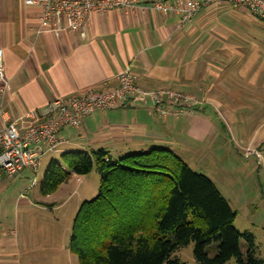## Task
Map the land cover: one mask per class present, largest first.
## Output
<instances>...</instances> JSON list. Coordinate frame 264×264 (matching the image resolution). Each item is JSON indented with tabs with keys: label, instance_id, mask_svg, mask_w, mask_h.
I'll use <instances>...</instances> for the list:
<instances>
[{
	"label": "crops",
	"instance_id": "1",
	"mask_svg": "<svg viewBox=\"0 0 264 264\" xmlns=\"http://www.w3.org/2000/svg\"><path fill=\"white\" fill-rule=\"evenodd\" d=\"M24 1L0 0V48L7 79L0 112L5 118L14 119L28 112L39 115L60 96L106 91L116 85L115 76L126 68L140 90L176 91L196 102L187 114L178 117L173 114L174 107L164 104L169 114L161 118L150 101L126 102L95 113L80 127L61 130L60 137L66 141L58 150L61 154L79 151L92 155L102 149L117 159L153 147H165L177 155L189 153L199 149L196 143H211L225 131L221 127L228 132L237 125L233 113L238 110L235 104L241 102L234 99L237 93L264 91V55L258 51L264 49V22L249 23V13L243 8L208 6L179 26V17L163 16L147 7L172 0H139L146 6L144 11H112L88 17L83 29L85 38L81 39L65 32L58 36L48 31L37 33L39 9ZM220 11L231 20H239L230 28L239 29V34L228 35L227 27L223 28L225 32L212 22ZM219 30L223 32L218 34ZM251 31L255 36L250 37ZM221 51L225 57L219 60ZM239 67L241 71H237ZM258 102L256 112L264 107V102ZM258 126L264 128V122ZM259 127L251 129L255 135L249 147L254 150L264 142V131L258 136ZM24 173L30 172L24 170L14 178ZM72 177L80 182V177ZM11 178H3L0 187ZM12 242L15 240L0 232V264L21 263L17 257L24 253H16Z\"/></svg>",
	"mask_w": 264,
	"mask_h": 264
},
{
	"label": "trees",
	"instance_id": "2",
	"mask_svg": "<svg viewBox=\"0 0 264 264\" xmlns=\"http://www.w3.org/2000/svg\"><path fill=\"white\" fill-rule=\"evenodd\" d=\"M51 161L40 185L50 195L74 176L96 172L97 195L80 205L69 250L78 264H183L171 253L193 243L196 264L241 261L235 212L213 182L168 148L112 159L100 149L71 151ZM216 244L212 258L206 248ZM249 264L256 261L249 255Z\"/></svg>",
	"mask_w": 264,
	"mask_h": 264
},
{
	"label": "rangeland",
	"instance_id": "3",
	"mask_svg": "<svg viewBox=\"0 0 264 264\" xmlns=\"http://www.w3.org/2000/svg\"><path fill=\"white\" fill-rule=\"evenodd\" d=\"M225 5L217 7L226 10L228 7ZM223 12L225 11H220L218 16L212 18V22H217L219 28L230 33L228 35L239 34V29L231 30V26L237 24L232 22L239 20L233 21ZM239 16L243 17L242 14ZM246 16L251 24L261 22L251 15ZM223 31L219 30L217 33ZM243 34L247 33L244 31ZM254 34L255 32H249L250 37L255 36ZM244 51L248 55L247 49ZM258 51L264 55L263 48L260 47ZM250 54L253 58L256 57L255 53ZM218 55L219 60H222L225 52L221 51ZM241 70L239 67L237 71ZM250 92L245 95L246 91L243 90L234 96L235 100L241 101L235 104L238 110L233 111L237 125L231 126L228 132L221 127L225 133L218 134L211 143H196L198 150L191 149L189 153L178 154L190 169L213 182L236 214L233 227L241 235L239 251L242 262L231 258L225 264H249V255L256 264H264V142L256 146L255 150L249 147V140L255 135L251 129L264 122V107L260 106L262 108L256 112L257 104H260L258 101L264 102V91L254 94ZM254 104L256 105L253 107ZM257 129H260L258 136L262 135L264 128L261 126ZM59 152H46L41 157L36 176L32 172L24 173L22 177H12L0 187V232L15 240L12 246L16 253H24L17 257L20 264H78L77 256L69 250L73 220L82 202L96 197L100 177L94 171L80 176V182L72 177L54 194L42 195L40 185L44 173L51 161L60 162ZM254 152L259 153L260 157ZM33 179L35 185L31 186ZM193 247V243L179 247L171 253V258H176L183 264H196ZM216 247L212 243L206 248L209 258L215 255Z\"/></svg>",
	"mask_w": 264,
	"mask_h": 264
},
{
	"label": "built area",
	"instance_id": "4",
	"mask_svg": "<svg viewBox=\"0 0 264 264\" xmlns=\"http://www.w3.org/2000/svg\"><path fill=\"white\" fill-rule=\"evenodd\" d=\"M27 6L39 9L37 33L48 31L54 36L60 33L77 34L85 38L84 26L91 15L112 11L123 13L144 11L146 6L139 0H25ZM226 4L232 8H243L249 15L264 22V0H172L156 2L148 9L163 16L179 17V26L189 22L203 8ZM116 85L106 91H87L72 96H60L50 102L39 114L28 112L9 119L1 114L3 127L0 129V183L24 170L36 176L41 157L46 152H57L65 139L60 137L64 128L76 129L84 119L95 113L113 110L126 102L152 103L154 111L165 118L169 110L164 104L174 107L178 117L187 114L196 104L193 98L176 91L140 90L129 69H123L116 76ZM7 92L4 73L3 50L0 48V97ZM254 154L258 156L256 152ZM35 185L33 179L31 186Z\"/></svg>",
	"mask_w": 264,
	"mask_h": 264
}]
</instances>
